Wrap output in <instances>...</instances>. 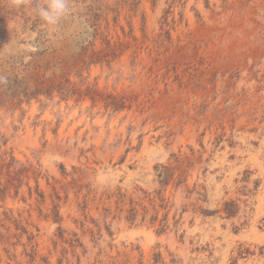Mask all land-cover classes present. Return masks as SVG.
<instances>
[{"label": "rangeland", "instance_id": "obj_1", "mask_svg": "<svg viewBox=\"0 0 264 264\" xmlns=\"http://www.w3.org/2000/svg\"><path fill=\"white\" fill-rule=\"evenodd\" d=\"M44 3L0 0V264H264V0Z\"/></svg>", "mask_w": 264, "mask_h": 264}, {"label": "clouds", "instance_id": "obj_2", "mask_svg": "<svg viewBox=\"0 0 264 264\" xmlns=\"http://www.w3.org/2000/svg\"><path fill=\"white\" fill-rule=\"evenodd\" d=\"M17 4L22 0H16ZM73 6L71 0H45V3L36 8L37 16L47 25H58L61 20L72 14ZM7 78L0 76V83H6Z\"/></svg>", "mask_w": 264, "mask_h": 264}, {"label": "trees", "instance_id": "obj_3", "mask_svg": "<svg viewBox=\"0 0 264 264\" xmlns=\"http://www.w3.org/2000/svg\"><path fill=\"white\" fill-rule=\"evenodd\" d=\"M229 213V212H228Z\"/></svg>", "mask_w": 264, "mask_h": 264}]
</instances>
